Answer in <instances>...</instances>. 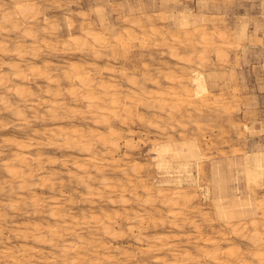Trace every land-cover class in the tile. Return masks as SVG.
<instances>
[{
	"label": "rangeland",
	"instance_id": "374dc122",
	"mask_svg": "<svg viewBox=\"0 0 264 264\" xmlns=\"http://www.w3.org/2000/svg\"><path fill=\"white\" fill-rule=\"evenodd\" d=\"M15 1L0 0V18L4 12L14 9ZM29 1L36 5L33 16L27 15L26 18L18 16L17 23L19 24L16 27L8 24L5 27L7 30L5 28L0 29V38H2L0 42H4L6 45V50L0 51V76L4 78L0 84V213H4L3 215L0 214V234L6 235L4 237L0 235V248L2 247L0 250L3 252L9 250L18 261L24 264H72L71 260H74L76 255L77 264H108L110 262V264H157V262L168 264L174 257L173 252L178 249L177 251L180 253L185 250L187 255L192 257L190 260L185 259L187 264H207L208 261V264H215L205 256L206 249L210 250L212 245H208L207 248L203 241L206 238H217L218 241L223 234L230 241L219 242L220 252H223L227 245L233 246L237 252L240 251L244 254L242 255L246 257V261H253L252 264H257V261L251 259L249 255L252 247L251 241H243L240 237H236L227 227H230L231 224H238L239 215L232 213V210L238 209V202L241 201L245 208L254 209L253 215L258 221L264 218V205H262L264 204V177L254 183L247 177L244 166L248 154L253 152L264 154V0ZM184 20L187 21V28L185 26L183 28L181 25ZM201 23L205 26L203 27ZM138 24H142L145 29L147 36L144 35V39L141 38L138 31ZM152 25L161 34H150ZM69 26L71 27L70 30ZM197 26L199 30L195 31ZM242 28L244 35L240 36L238 33ZM87 29L96 30L106 35V39L108 38L106 46L99 48L91 40H88L86 46L80 48L66 44L70 33L81 36ZM27 31L30 35L27 34ZM127 32H133L138 38L131 45H127L130 57L125 58L122 56L121 48L114 46V37L117 35L126 37ZM202 32L208 34L206 39ZM222 34H224L223 38L221 37ZM22 44L23 46H21ZM216 45L221 47L220 52ZM169 46H172L174 51L172 56L168 50ZM17 47L21 49L16 51L15 48ZM95 50L98 51L97 54H94ZM188 56H192V58L187 64L178 63L184 58L187 59ZM202 56L203 58H201ZM124 58L127 61H123ZM9 60L18 61L20 68L24 70L27 77L14 78V70L5 67V62ZM71 62L82 65L89 71L94 82H105L115 86L124 103L130 101L127 104L132 107L131 115L125 118L127 116L121 114V120L108 118V121H103L102 116L96 113L98 109L96 106L89 110L86 100L81 95L82 93H70L73 88L80 87L79 84L66 76ZM31 66H35L37 69L41 68L42 73H30L29 67ZM189 67L201 71L205 75L209 89L208 99L207 97L200 100L199 98H197L198 100L196 98L186 99L181 94L182 101L168 100L165 102V107L160 109L157 100L146 98L137 89L138 86L152 92L169 89L176 87L179 77L192 91L189 84ZM106 70H110L112 73ZM129 79L135 80V86L129 82ZM93 84L95 85V83ZM94 85L92 86L93 92L103 96V91ZM18 87L22 88L20 94L15 92ZM133 91H137L138 96L130 95ZM125 93L128 94L129 98L127 99L129 100L124 97ZM196 102L199 104V110H197ZM30 106L33 108L32 110ZM17 109L22 110L21 116L16 113ZM168 115L169 117H167ZM172 116L174 117L172 118ZM131 117L133 118L131 119ZM151 119L158 121V127H149L147 121ZM169 126H172V129ZM164 127L167 128V131L163 130ZM110 128L114 129L117 134L110 135ZM44 129L46 130L44 131ZM59 131L71 133L69 137H66ZM9 136L10 138H8ZM81 136H84L83 139ZM165 142L171 143L179 151L186 147V144L190 145L189 149L199 148L200 155L197 156L201 160L198 161V165L193 163L187 174L193 180H184L180 184L175 183V181L164 182L167 174L172 176V180L176 179L180 173L183 177L185 175L183 172H179L180 170L176 167L169 169L168 173H163L157 168L155 148ZM112 143L113 146H111ZM181 146L183 147L181 148ZM101 152L103 153L101 154ZM95 155L99 159H97L96 166L85 163V156L95 157ZM22 156L26 157V161H22ZM172 156L175 158L176 154H172ZM173 161L175 163L178 159H173ZM32 164L34 166H31ZM78 165H84L82 166L84 169L80 170ZM8 166L20 174L26 173L27 170L34 172V176L29 178L30 180L23 181V178L10 175ZM36 172L38 173L36 174ZM50 174H55L56 177H52ZM102 177H105L111 184H116L117 189L115 188L114 191L116 190L117 192H115L120 194L114 195V191L103 188L100 184ZM117 177L118 180H116ZM90 179L95 182L90 181ZM85 182L91 185L93 193L88 191ZM180 187L184 188V191L187 189L186 196L190 193V196L187 197L188 203L191 202V204L185 202L186 205L177 200L175 205L170 201L174 199L172 198L173 191ZM195 191L196 196L193 193ZM125 195L128 196L126 197L128 200L124 198ZM121 196L126 200L125 205L122 203L123 201L121 202ZM133 196L134 198H131ZM141 196L142 198H140ZM129 198L130 202H128ZM113 199L114 201H112ZM37 200L39 201L35 204ZM27 201L29 203L26 204ZM58 203L61 204L58 205ZM43 204L47 208H41L40 206ZM55 205L59 206L60 211H58L62 215H57L54 218L50 216V212L56 208ZM123 208L126 209L125 214H123ZM133 208L135 211L132 213ZM14 209L18 210L15 211ZM178 209L180 210L176 211ZM172 210L175 211L174 215ZM221 210H224L225 213ZM75 211L76 213H73ZM96 212L99 215L100 213L111 215L113 220L110 225L115 232H119L120 236H114L115 239H113V236L105 234L97 224H94L88 216ZM120 212L124 216L120 215ZM127 212L129 213L127 214ZM185 212H187L186 215ZM72 213L75 214V218L79 222V225L75 226L76 228L70 222ZM135 215L142 218L141 223L137 221ZM226 215L229 216V220ZM221 217L222 219H220ZM231 217L232 219H230ZM85 219H88V224H82ZM126 220L131 221L127 222ZM228 221L232 223L227 224ZM129 224L137 226H133V232L126 229ZM149 224L151 227L148 226ZM36 226H41L40 228L44 232L50 227L58 226L59 228L60 226L57 229L62 230L69 226L71 232L67 237H64L65 239L63 238L64 240L58 239L61 245L56 239L52 241V244L56 242L55 247L51 243L45 245L40 243V245L30 237ZM221 226L225 227V229L223 228L225 231ZM27 228L30 230L28 231ZM200 229L202 230L200 231ZM221 229L222 231H220ZM246 229H248L247 232L250 231V227ZM24 230L30 232L27 233L28 238H24L23 234H26ZM126 232L127 235H125ZM139 233L142 235L150 233L148 235L149 238L152 235L150 242L142 238L139 240L136 237L137 235L138 237L141 236ZM165 234L167 236H163ZM44 235L48 236L46 232ZM159 235L162 243L154 241ZM63 241L71 242L73 248L65 251L62 246L67 242L64 243ZM172 241L176 242L173 243ZM24 243L30 245V247L28 245L29 249L26 252L21 250V247L25 245ZM165 243L166 245H162ZM149 244L155 248L146 251L145 248ZM183 245L189 250L184 249ZM246 247L248 250H245ZM1 251L0 264H13L12 259ZM179 252L177 253L180 254ZM188 252L190 253L188 254ZM81 255L85 257L88 255V258L80 257ZM46 258H48V262H45ZM90 258L92 259L90 260ZM178 258L182 259L183 256L179 255ZM223 258L222 261L228 260ZM199 259L200 261H198Z\"/></svg>",
	"mask_w": 264,
	"mask_h": 264
},
{
	"label": "bare ground",
	"instance_id": "6f19581e",
	"mask_svg": "<svg viewBox=\"0 0 264 264\" xmlns=\"http://www.w3.org/2000/svg\"><path fill=\"white\" fill-rule=\"evenodd\" d=\"M11 1V0H10ZM12 1H14V0H12ZM53 2V1H52ZM4 4H5V2H3ZM13 3V2H12ZM1 7V6H0ZM35 11H36V5L33 3V2H31V1H29V0H16L15 1V3H14V9L13 10H8V11H6V12H4L2 15H1V18H0V29H4L8 24H12V26H14V27H16L17 26V24H19V23H17V18H18V16L19 17H21V18H26L27 17V15L29 16V17H31V16H33L34 14H35ZM73 11V10H72ZM38 13V12H37ZM38 15V14H37ZM89 16V15H88ZM35 17H36V15H35ZM46 17V16H45ZM128 17V16H127ZM34 18V17H33ZM67 19V18H66ZM125 19V18H124ZM19 20V19H18ZM49 20V19H48ZM27 21H28V19H27ZM30 21V20H29ZM175 21V20H174ZM180 21H181V19H180ZM210 21H211V19H210ZM44 22V21H43ZM123 22H125V21H123ZM212 22V21H211ZM33 23V22H32ZM174 23H176V22H174ZM179 23V22H178ZM68 24V23H67ZM171 24H172V21H171ZM215 24V23H214ZM27 25V24H26ZM98 25V24H97ZM175 25V24H174ZM181 25H182V27L183 26H185L186 27V25H187V21L186 20H184V21H182V23H181ZM180 25V26H181ZM201 25H202V23H201ZM203 26V25H202ZM205 26V25H204ZM203 26V27H204ZM236 26V25H235ZM238 26V25H237ZM10 27V26H9ZM26 27V26H25ZM29 27V26H28ZM181 27V28H182ZM19 28V27H18ZM24 28V27H23ZM175 28H178L177 26H175ZM184 28V27H183ZM187 28V27H186ZM239 28V27H238ZM6 29V28H5ZM71 29V27L69 26V30ZM203 29V28H202ZM7 30V29H6ZM33 30V29H32ZM199 30V27L197 26L196 28H195V31H198ZM209 30V29H208ZM207 30V31H208ZM247 30V29H246ZM131 31H133V30H131ZM138 31L140 32V34H141V38H143L144 37V35H146L145 34V29H144V27H143V25L142 24H138ZM194 31V32H195ZM223 31V30H222ZM77 32V31H76ZM174 32V31H173ZM205 32V31H204ZM209 32V31H208ZM235 32V31H234ZM119 33V32H118ZM158 33H160V32H158V30L155 28V27H153V25L150 27V34H152V35H156V34H158ZM198 33V32H197ZM27 34H29L30 35V33L27 31ZM81 34V33H80ZM121 34V33H120ZM161 34V33H160ZM169 35H170V33H168ZM173 34V33H172ZM235 34V33H234ZM202 35L204 36V38L206 39V37H207V35L208 34H205V33H203L202 32ZM238 35H240V36H242V35H244V29L242 28L240 31H239V33H238ZM125 36L126 37H124V36H122V35H117V36H115L114 37V46L116 45V46H119V48H121V51H122V56H124L125 58H127V57H130V53H128V48H127V45L128 44H130L131 45V43H133V41L134 40H136L137 38H138V36L136 35V34H134L133 32H127L126 34H125ZM147 36V35H146ZM223 36H224V34H222L221 35V37L223 38ZM33 37V36H32ZM149 37V36H148ZM209 37V36H208ZM6 38V37H5ZM16 38V37H15ZM167 38V37H166ZM1 40H2V38H0ZM13 39V38H12ZM108 39V38H107ZM106 39V35H104V34H102L101 32H99V31H96V30H92V29H87V30H85L83 33H82V35L81 36H75V35H73L72 33H70L69 34V36H68V38H67V42H66V44L67 45H70V44H72V45H74V46H76V47H78V48H80V47H83V46H86L87 44H88V40H91V42H93L94 44H96L99 48H103V47H105L106 46V44H107V42H108V40ZM144 39V38H143ZM165 39V38H164ZM152 40H154V39H152ZM142 42H143V40H141ZM148 41V40H147ZM146 42V41H145ZM29 43V42H28ZM148 43V42H147ZM37 44V43H36ZM169 44V43H168ZM219 44V43H218ZM221 44H223V43H221ZM41 45V44H40ZM9 46V45H8ZM21 46H23V44L21 45ZM165 46V45H164ZM233 46V45H232ZM35 47V46H34ZM134 47V46H133ZM235 47V46H234ZM216 48H217V50L220 52L221 50V47L219 46V45H216ZM21 48L20 47H17V48H15V50L16 51H19ZM6 50V45H5V43L4 42H0V51H5ZM168 50L170 51V56H172V55H174V51H173V49H172V46H169L168 47ZM55 51V50H54ZM98 53V51L97 50H95L94 51V54H97ZM19 56H20V54H18ZM220 56V55H219ZM223 56V55H222ZM37 57H38V55H37ZM119 57V56H118ZM141 57V56H140ZM144 57V56H143ZM125 58L123 59V61H127V60H125ZM191 58H192V56H188V58L187 59H183V58H181V59H183V60H180V61H178V63H182V64H187L190 60H191ZM197 58V57H196ZM201 58H203V56L201 57ZM221 59V58H220ZM118 60V59H117ZM29 61V60H28ZM25 62V61H24ZM36 62V61H35ZM34 62V63H35ZM87 62V61H86ZM138 62H139V60H138ZM26 63V62H25ZM31 63H32V61H31ZM47 63H48V60H47ZM60 64V63H59ZM86 65V64H85ZM178 66H180V65H178ZM5 67L6 68H8V69H11V70H14V78H26L27 77V75L24 73V70L23 69H21L20 68V65H19V62L18 61H16V60H13V61H6L5 62ZM25 68H26V66H25ZM46 68V67H45ZM121 68V67H120ZM137 68V67H136ZM181 68H182V66H181ZM188 68V67H187ZM186 68V69H187ZM122 69H124V68H122ZM127 69V68H126ZM29 70H30V73H32V74H35V73H37V74H41L42 73V70H41V68L40 69H37L35 66H31V67H29ZM67 70V69H66ZM185 70V69H184ZM107 72H110V73H112L110 70H106ZM105 71V72H106ZM115 71V70H114ZM118 71H119V69H118ZM121 71V70H120ZM127 71H128V69H127ZM131 71V70H130ZM7 72V71H6ZM49 72V71H48ZM123 72H124V70H123ZM47 73V72H46ZM128 73H129V71H128ZM128 73H127V75H128ZM188 73L190 74V80H189V84H190V86H191V88H192V91L190 90V89H188V86L187 85H185L184 83H183V81L181 80V79H179V77H178V80H177V84H176V87H170L169 89H161V90H156V91H146V90H144L143 89V87H141V86H138V90L146 97V98H149V99H155V100H157L158 101V103H159V108L160 109H162V108H164L165 107V105H166V101L168 102V100H178V101H182V98L180 97L181 96V94H183L184 96H185V98L186 99H190V98H196V100H198L197 98H199V100L201 99V98H203V97H207V94L209 95V89H208V86H207V80H206V77H205V75L201 72V71H198V70H196V69H193V68H191V67H189V71H188ZM130 75H132V74H130ZM171 75V74H170ZM66 76L68 77V78H70V79H72L74 82H76L77 84H79L78 86H80V87H78L77 89L76 88H73L72 90H71V92L70 93H72V94H74L75 92H78V93H82L81 95H82V97L86 100V102H87V107L89 108V110H90V108H92L93 106H96V108H98L97 110H96V113H98V114H100L101 116H102V120L103 121H108V118H113V119H120L121 120V116L122 115H124V116H127V117H125V118H128V115H131V113H132V107H131V105H129V104H127L128 102H130V101H128L127 103H124V101L121 99V97L119 96V90L115 87V86H113V85H110V84H107V83H105V82H94L93 81V79L91 78V76H90V74H89V71H87L82 65H79V64H77V63H73V62H71L70 64H69V67H68V70H67V73H66ZM93 76V75H92ZM192 76V77H191ZM38 77V76H37ZM101 77V76H100ZM110 77V76H109ZM167 78H171L170 76H166ZM155 78V77H154ZM2 79H4L3 78V76H0V84H2ZM5 80H7V79H5ZM106 80V79H105ZM150 80H153V79H151L150 78ZM172 80V79H171ZM170 80V81H171ZM110 81V80H109ZM158 81V80H157ZM117 82V81H116ZM129 82H131V84L132 85H134L135 86V80L133 79H129ZM7 83V82H6ZM93 83H95V85L93 84ZM111 83V82H110ZM155 83V82H154ZM111 84H113V83H111ZM115 84V83H114ZM157 84V83H156ZM97 86L100 90H102L103 91V96H100V95H97V94H95L94 92H93V89H92V86ZM117 85V84H116ZM33 86V85H32ZM74 87V86H73ZM145 87V86H144ZM54 88V87H53ZM79 88H80V90H79ZM2 89V88H1ZM27 89H28V87H27ZM136 89V90H137ZM32 90V89H31ZM39 90V89H38ZM58 90V89H57ZM126 90V89H125ZM61 91V90H60ZM15 92L16 93H18V94H20V93H22V88H17L16 90H15ZM37 92H39V91H37ZM36 92V93H37ZM127 92V91H126ZM67 93V92H66ZM138 92L137 91H133V93H130V95L132 94V96H138V94H137ZM211 93V92H210ZM223 93V92H222ZM232 93H234V92H232ZM2 94V93H1ZM5 94V93H4ZM4 94H3V96H4ZM212 94V93H211ZM215 94V93H214ZM221 94V93H220ZM125 96V98H126V100H129V99H127V98H129V96H128V94L127 93H125L124 94ZM2 96V97H3ZM46 96H48V95H46ZM140 97V96H139ZM131 98V97H130ZM209 97H207V99H208ZM5 99V98H4ZM3 99V100H4ZM47 99V98H46ZM134 99V98H133ZM226 99V98H225ZM6 100V99H5ZM9 100V99H8ZM218 100V99H217ZM147 101V100H146ZM145 101V102H146ZM156 101V102H157ZM6 102V101H5ZM8 102V101H7ZM10 102V101H9ZM40 102V101H39ZM155 102V103H156ZM221 102V101H220ZM153 103V102H152ZM176 103V102H175ZM197 103V102H196ZM213 103V102H212ZM106 104H108V105H106ZM151 104V103H150ZM149 104V105H150ZM213 104H215V103H213ZM8 105H9V103H8ZM148 105V106H149ZM175 105V104H174ZM181 105V104H180ZM193 105V104H192ZM199 104L197 103V110H199L198 109V106ZM32 106V105H31ZM31 106H30V109L32 110L33 108H31ZM152 107V106H151ZM155 107V106H154ZM193 107V106H192ZM5 108V107H4ZM50 108H52V107H50ZM178 108V107H177ZM176 108V109H177ZM159 109V110H160ZM37 110V109H36ZM54 110H55V108H54ZM139 110V109H138ZM180 110V109H179ZM137 111V110H136ZM153 111V110H152ZM165 111V110H164ZM12 112H14V111H12ZM21 112H22V110H16V113H18L20 116H21ZM155 112V111H154ZM154 112H153V115H154ZM163 112V111H162ZM169 112V111H168ZM25 113V112H24ZM23 113V114H24ZM139 114H140V112H138ZM175 113V112H174ZM179 113H181V112H179ZM43 114V113H42ZM122 114V115H121ZM138 114V115H139ZM142 114V113H141ZM162 114V113H161ZM174 115V114H173ZM25 116V115H24ZM27 116V115H26ZM176 116V115H175ZM28 117V116H27ZM41 117V116H40ZM144 117V116H143ZM158 117V116H157ZM167 117H169V115L167 116ZM174 116H172V118H173ZM181 117V116H180ZM133 117H131V119H132ZM165 118H166V116H165ZM164 118V119H165ZM152 119H155V118H153L152 117ZM148 120L147 122H148V125H149V127H151V128H155V127H158V121H156V120ZM164 119H162V120H164ZM28 120V119H27ZM147 120V119H146ZM122 121H123V119H122ZM127 121V120H126ZM136 121V120H135ZM166 121H168V120H166ZM169 121H170V118H169ZM172 121V120H171ZM28 122V121H27ZM174 122V121H173ZM30 123V122H29ZM120 123V122H119ZM123 123H124V121H123ZM133 123H135L134 121H133ZM140 123H142V122H140ZM163 123H164V121H163ZM112 124V123H111ZM111 124H109V125H111ZM116 124V123H115ZM166 124H168V123H166ZM165 124V125H166ZM197 124V123H196ZM18 125V124H17ZM164 125V126H165ZM199 125V124H198ZM19 126V125H18ZM57 126V125H56ZM108 126V125H107ZM116 126V125H115ZM27 127V126H26ZM53 127V126H52ZM76 127V126H75ZM95 127V126H94ZM169 127H171V129H172V126H169ZM169 127H168V129H169ZM45 128V127H44ZM59 128V127H58ZM74 128V127H73ZM114 128V127H113ZM119 128V127H118ZM129 128V127H128ZM161 128V127H160ZM165 128V127H164ZM18 129V128H17ZM34 129V128H33ZM63 129V128H62ZM72 129V128H71ZM95 129H97L96 127H95ZM167 128H165V129H163V130H166ZM37 130V129H36ZM46 129H44V131H45ZM64 130V129H63ZM70 130V129H69ZM75 130V129H74ZM57 131H58V129H57ZM71 131V130H70ZM78 131V130H77ZM132 131V130H131ZM167 131V130H166ZM165 131V132H166ZM35 132V131H34ZM37 132V131H36ZM51 132V131H50ZM60 132V134H64V135H66V137H69L70 136V133L71 132H67V131H59ZM44 133V132H43ZM58 133V132H57ZM84 133V132H83ZM104 134V133H103ZM109 134L110 135H115V134H117L116 132H115V130L114 129H112V128H110V130H109ZM128 134H130L129 132H128ZM163 134V133H162ZM1 135V134H0ZM49 135V134H48ZM8 136V135H7ZM14 136V135H13ZM12 136V137H13ZM46 136V135H45ZM49 136H52L51 134L49 135ZM104 136V135H103ZM117 136V135H116ZM2 137V136H1ZM3 137H4V135H3ZM64 137V136H63ZM79 137V136H78ZM82 137V139H83V137L84 136H81ZM7 138V137H6ZM8 138H10V136L8 137ZM20 138V137H19ZM18 138V139H19ZM31 139H32V137H30ZM80 138V137H79ZM111 138V137H110ZM115 138V137H114ZM13 139V138H12ZM11 139V140H12ZM15 139V138H14ZM21 139V138H20ZM37 139V138H36ZM63 139V138H62ZM61 139V140H62ZM104 139V138H103ZM102 139V140H103ZM167 139V138H166ZM1 140V139H0ZM8 140V139H7ZM16 140V139H15ZM50 140V139H49ZM69 140V139H68ZM98 140H100V139H98ZM104 140H106V139H104ZM109 140V139H108ZM120 140V139H119ZM12 141H14V140H12ZM32 141H34L33 139H32ZM31 141V142H32ZM39 141H41V140H39ZM46 141V140H45ZM44 141V142H45ZM64 141V140H63ZM126 141V140H125ZM43 142V141H42ZM73 142V141H72ZM75 142V141H74ZM21 143V142H20ZM23 143V142H22ZM40 143V142H39ZM59 143V142H58ZM64 143V142H63ZM103 143V142H102ZM104 143H105V141H104ZM108 143V142H107ZM117 143V142H116ZM127 143V142H126ZM133 143V142H132ZM28 144H30V143H28ZM41 144V143H40ZM59 144H62V143H59ZM97 144V143H96ZM156 144H157V142H156ZM186 144V143H185ZM32 145V144H31ZM36 145H38V144H36ZM82 145V144H81ZM105 145H107V144H105ZM114 144L112 143L111 144V146H113ZM184 145V144H183ZM34 146H35V144H34ZM88 146V145H87ZM91 146V145H90ZM189 146L190 145H188V144H186V147H184V148H182L183 146H181V151H179L178 149L176 150L174 147H173V145L171 144V143H169V142H165V143H161V144H159L156 148H155V154H156V161H157V163H156V166H157V168L159 169V170H161L163 173H168L169 171V169H172V168H174V167H176V168H178L180 171L179 172H183V174H185L184 175V177H183V175H181V173H180V175H177V178L176 179H171V175H168L167 174V176L165 177V179H164V182H166V183H168V182H172V181H175V183H178V184H180V183H182L184 180H186V181H190V180H193V178L191 179L190 177H189V175H187L188 174V172H189V170H190V167H191V165L194 163V164H197L198 163V161L199 160H201L200 159V157H198L197 155L199 154L200 155V152H199V148L198 149H189ZM82 147V146H81ZM84 147V146H83ZM129 147V146H128ZM26 148V147H25ZM96 148V147H95ZM105 148V147H104ZM109 148V147H108ZM115 148V147H114ZM154 148V147H153ZM82 149V148H81ZM84 149H85V147H84ZM109 150V149H108ZM115 150H118V149H115ZM14 151V150H13ZM99 151V150H98ZM104 151V150H103ZM19 152V151H18ZM109 152V151H108ZM83 153V152H82ZM87 153V152H86ZM103 152H101V154H102ZM19 154H20V152H19ZM93 154H94V152H93ZM92 154V155H93ZM105 154V153H104ZM112 154V153H111ZM172 154H176V157L174 158L173 156H172ZM245 154V153H244ZM21 155H23V153H21ZM25 155V154H24ZM26 156H28V155H26ZM101 156V155H100ZM109 156H111L110 154H109ZM32 157V156H31ZM56 157V156H55ZM104 157V156H103ZM106 157V156H105ZM85 158H86V160H84L83 158V160L85 161V163H87V164H94L95 166H96V162L99 160L98 158H96V155H95V157L94 156H89V157H86L85 156ZM182 159V160H179V159ZM98 159V160H97ZM117 159V158H116ZM173 159H178V161H176L175 163H173L174 161H173ZM32 160V159H31ZM113 160V159H112ZM115 160V159H114ZM242 160H243V158H242ZM241 160V161H242ZM22 161H26V157L25 156H22ZM110 161H111V158H110ZM31 162V161H30ZM52 162H53V159H52ZM63 162V161H62ZM66 162V161H65ZM74 162V161H73ZM113 162V161H112ZM117 162V161H116ZM116 162H114V163H116ZM7 163V162H6ZM11 163H12V159H11ZM19 163V162H18ZM10 164V163H9ZM83 164V163H82ZM174 164H175V166H174ZM8 165V164H7ZM75 165V164H74ZM99 165V164H98ZM119 165H120V163H119ZM198 165V164H197ZM20 166V165H19ZM30 166V165H29ZM28 166V167H29ZM31 166H34L33 164L31 165ZM82 166H84V165H82ZM81 165H78V168L80 169V170H83L84 169V167H82ZM104 166V168H106V166L105 165H103ZM102 166V167H103ZM244 166H245V170H246V175H247V177L249 178V179H251L254 183H256L258 180H260L261 178H263L264 177V154L262 153V152H253V153H250V154H248L247 156H246V161H245V163H244ZM18 167V166H17ZM16 167V168H17ZM27 167V168H28ZM74 167V166H73ZM114 167H116V166H114ZM121 168H122V166H120ZM197 167V166H196ZM29 168H31V167H29ZM41 168V167H40ZM77 168V167H76ZM88 168V167H87ZM233 168V167H232ZM53 169V168H52ZM96 169V168H95ZM118 169V168H117ZM19 170V169H18ZM30 170V169H29ZM98 170V169H97ZM121 170V169H120ZM119 170V171H120ZM21 171V170H20ZM40 171V170H39ZM118 171V170H117ZM171 171V170H170ZM8 172H9V174L10 175H12L13 177H20V178H23V181L25 180H27V179H29V178H32L34 175H33V173L32 172H28V170H27V172L26 173H19L17 170H15L14 168H9V166H8ZM53 172H56V171H53ZM127 172V171H126ZM38 172H36V174H37ZM59 173V172H58ZM102 173V172H101ZM55 174H57V173H55ZM54 174V175H55ZM128 174V173H127ZM134 174V173H133ZM46 175V174H45ZM48 175V174H47ZM51 175V174H50ZM54 175H51L52 177H56V175L54 176ZM92 175V174H91ZM11 176V177H12ZM39 176H41V175H39ZM124 176H125V174H124ZM58 177V176H57ZM72 177H73V175H72ZM80 178H81V176H79ZM107 177V176H106ZM80 178H79V180H80ZM96 179H98L97 177H95ZM95 178H93V180L95 179ZM132 178V177H131ZM185 178V179H184ZM14 179V178H13ZM46 179V178H45ZM88 179H89V177H88ZM92 179V178H91ZM90 179V181H93V180H91ZM96 179H95V181H96ZM141 179V178H140ZM6 180V179H5ZM30 180V179H29ZM44 180V179H43ZM116 180H118V177H117V179ZM47 181V180H46ZM95 181H93V182H95ZM120 181V180H119ZM122 181V180H121ZM126 181V180H125ZM131 181V180H130ZM10 182H11V180H10ZM30 182V181H29ZM53 183H54V181H52ZM88 182V181H87ZM117 182V181H116ZM140 182H141V180H140ZM24 183V182H23ZM37 183V182H36ZM56 183V182H55ZM60 183V182H59ZM78 183V182H77ZM86 183V182H85ZM113 183V182H112ZM192 183H193V181H192ZM5 184V183H4ZM20 184V183H19ZM42 184H43V181H42ZM87 184V189H88V191H90V192H92V187H91V185L89 184V183H86ZM100 184H101V186H103V188H105V189H107L108 191H114V189L116 188L115 187V185L116 184H111L110 182H108L107 180H106V178L105 177H102L101 179H100ZM119 184V183H118ZM6 185H7V183H6ZM28 185V184H27ZM30 185V184H29ZM35 185V184H34ZM37 185H38V183H37ZM51 185H53V184H51ZM199 185V184H198ZM3 186H5V185H3ZM2 186V187H3ZM22 186H24V185H22ZM41 186V185H40ZM125 186V185H124ZM194 186V185H193ZM20 187V186H19ZM29 187V186H28ZM191 187V186H190ZM21 188V187H20ZM42 188V187H41ZM44 188V187H43ZM54 188V187H53ZM52 188V189H53ZM95 188V187H94ZM119 188V187H118ZM148 188V187H147ZM175 188V187H174ZM201 188V187H200ZM12 189V188H11ZM24 189V188H23ZM117 189V188H116ZM202 189V188H201ZM14 190V189H13ZM17 190H19V189H17ZM128 190V189H127ZM133 190V189H132ZM135 190V189H134ZM133 190V191H134ZM138 190V189H137ZM136 190V191H137ZM173 190V189H172ZM186 191H187V189H185ZM198 190V189H197ZM98 191V190H97ZM116 191V190H115ZM114 191V192H115ZM186 191H184V188H182V187H180V188H177V189H175L174 191H173V193H172V198H174V199H172V200H170V201H172V204H177V200L178 201H182L183 203H185V202H187L188 203V201H189V199H188V195L190 194H188L187 196H186ZM194 191V190H193ZM17 192V191H16ZM117 192V191H116ZM114 193V195L115 194H120V193ZM121 192V191H120ZM132 192V191H131ZM149 192V191H148ZM153 192V191H152ZM166 192V191H165ZM8 193V192H7ZM87 193V192H86ZM85 193V194H86ZM93 193V192H92ZM96 193V192H95ZM129 193V192H128ZM137 193V192H136ZM150 193V192H149ZM160 193V192H159ZM159 193H157V194H159ZM194 194L196 193V191L195 192H193ZM124 194V193H123ZM132 194V193H131ZM154 194V193H153ZM166 194V193H165ZM89 195V194H88ZM113 195V194H112ZM137 195V194H136ZM150 195V194H149ZM191 195H192V193H191ZM62 196V195H61ZM86 196V195H85ZM90 196V195H89ZM88 196V197H89ZM118 196V195H117ZM116 196V197H117ZM123 196V195H122ZM122 196L120 197V198H122ZM128 196H129V194H128ZM128 196H126L125 195V199H127L126 197H128ZM135 196V195H134ZM134 196L133 197H131V198H134ZM160 196V195H159ZM190 196V195H189ZM195 196H196V194H195ZM101 197V196H100ZM166 197V196H165ZM16 198V197H15ZM22 198H24V197H22ZM35 198V197H34ZM102 198V197H101ZM100 198V199H101ZM110 198V197H109ZM118 198V197H117ZM124 198H122V200H121V202L122 203H124V205H125V202H126V200L124 199ZM136 198V197H135ZM140 198H142V196L140 197ZM139 198V199H140ZM148 198H149V196H148ZM196 198V197H195ZM194 198V199H195ZM264 198V197H263ZM36 199V198H35ZM137 199V198H136ZM146 199H147V197H146ZM85 200H87V199H85ZM128 200V199H127ZM215 200V199H214ZM31 201V200H30ZM38 201L39 200H37V202L35 203L34 201H33V204L35 203V204H37L38 203ZM90 201V200H89ZM112 201H114V199L112 200ZM238 201H240V200H238ZM263 201V200H262ZM45 202V201H44ZM65 202V201H64ZM128 202H130V198H129V201ZM193 202V201H192ZM27 203H29L28 201L26 202V204ZM43 203V202H42ZM72 203V202H71ZM119 203V202H118ZM144 203V202H143ZM149 203V202H148ZM183 203H180V204H183ZM263 203V202H262ZM5 204V203H4ZM11 204V203H10ZM26 204H25V206H26ZM44 204H46V203H44ZM44 204H43V206H40L41 208H47V207H45L44 206ZM54 204V203H53ZM56 204V203H55ZM59 204H61V203H58V205ZM147 204V203H146ZM153 204V203H152ZM186 204V203H185ZM188 204H191V202L190 203H188ZM42 205V204H41ZM50 205V204H49ZM58 205H55V209L54 210H52L51 212H50V216H52V217H56L57 215L59 216V215H62V214H60L59 213V206ZM92 205V204H91ZM187 205V204H186ZM260 205V204H259ZM262 205H264V204H262ZM32 206H34V205H32ZM36 206V205H35ZM48 206V205H47ZM57 206H58V209H57ZM194 206V205H193ZM239 208L238 209H235V210H232V213H236V214H238L239 215V218L238 217H236V218H238V224H231L229 221L227 222V224H231V226L230 227H227V229L228 228H230L231 229V232L233 233V235H235L236 237H240L243 241H246V240H250L251 241V243H250V245L252 246L251 247V250H250V253H249V255L251 256L250 258L252 259H255L256 261H257V264H264V218L263 219H259V221H258V219H256L255 217H254V209H251V210H249L248 208H245L244 206V203L241 201V202H238V205H237ZM39 207V208H40ZM53 207H54V205H53ZM67 207V206H66ZM170 207V206H169ZM188 207V206H187ZM20 208H23V207H20ZM100 208V207H99ZM125 208V207H124ZM123 208V209H124ZM175 208V207H174ZM181 208V207H180ZM184 208V207H183ZM194 208V207H193ZM261 208V207H260ZM19 209V208H18ZM18 209H16V210H18ZM52 209V208H51ZM101 210H104V209H102V208H100ZM126 209H128L127 207H126ZM126 209H124V212H123V214H125L126 212ZM134 209V208H133ZM188 209V208H187ZM198 209H199V207H198ZM15 210V209H14ZM15 210V211H16ZM19 210H21V209H19ZM35 210V209H34ZM37 210H39L38 209V207H37ZM41 210V209H40ZM59 210V211H58ZM65 210V209H64ZM119 210V209H118ZM130 210V209H129ZM175 210V209H174ZM174 210H172L171 212H172V214L175 212ZM180 209H178V210H176V211H179ZM182 210V209H181ZM23 211V210H22ZM28 211H30V210H28ZM42 211H43V209H42ZM42 211H41V214H42ZM71 211H72V209H71ZM91 211V210H90ZM89 211V212H90ZM123 211V210H122ZM131 211V210H130ZM135 211V209L134 210H132V213ZM138 211V210H137ZM147 211V210H146ZM195 211H197V210H195ZM221 211H223L224 213H225V211L224 210H221ZM33 212H35V211H33ZM38 212V211H37ZM82 212V211H81ZM93 212V211H92ZM95 212V211H94ZM98 212V211H97ZM96 212V213H97ZM100 212V211H99ZM105 213H106V211H104ZM118 212V211H117ZM149 212V211H148ZM170 212V213H171ZM181 212V211H180ZM192 212V211H191ZM26 213V212H25ZM73 213H76V211L75 212H73ZM73 213H72V215H73ZM91 214V215H89L88 217L91 219V221H93L94 222V224H97L102 230H103V232L105 233V234H107V235H111V236H116L117 237V235H119V232H115L114 231V229L111 227V225H110V223L112 222V217H111V215H109V214H102V213H100V215H99V213H97V214ZM108 213V212H107ZM119 213V212H118ZM129 212H127V214H128ZM167 213H168V211H167ZM181 213H183V212H181ZM190 213V212H189ZM196 213V212H195ZM201 213V212H200ZM223 213V214H224ZM226 213H227V211H226ZM229 213V212H228ZM1 215H3L4 213L2 212V213H0ZM34 214V213H33ZM78 214V213H77ZM90 214V213H89ZM111 214V213H110ZM122 213L120 212V215H121ZM122 214V215H123ZM176 214H178V213H176ZM184 214V213H183ZM187 214V212H185V215ZM235 214V215H236ZM36 215V214H35ZM34 215V216H35ZM84 215V214H83ZM130 215V214H129ZM174 215V214H173ZM179 215H182V214H180L179 213ZM178 215V216H179ZM256 215V214H255ZM79 216H81V215H79ZM113 216H115V215H113ZM124 216V215H123ZM122 216V217H123ZM176 216V215H175ZM202 216V215H201ZM224 216V215H223ZM227 216V215H226ZM4 217V216H3ZM32 217V216H31ZM77 217V216H76ZM83 217V216H82ZM131 217V216H130ZM187 217H188V215H187ZM191 217V216H190ZM229 216H227V218H228ZM235 217V216H234ZM33 218V217H32ZM83 218H85V217H83ZM118 218V217H117ZM135 218L137 219V221H139L140 223L142 222V218H140V217H138V215H135ZM163 218V217H162ZM224 218V217H223ZM28 219V218H27ZM63 219V218H62ZM70 222L72 223V226L74 225V228H76L75 226L76 225H79V222H78V220L75 218V214L73 215V216H70ZM79 219V218H78ZM121 219V218H120ZM119 219V220H120ZM126 219H130V218H126ZM132 219V218H131ZM170 219V218H169ZM220 219H222V217L220 218ZM230 219H232V217L230 218ZM4 220V219H3ZM88 220V219H87ZM86 219H85V221L84 222H82V224H88ZM145 219L143 218V221H144ZM163 220V219H162ZM164 220H166L165 218H164ZM172 220V219H171ZM175 220V219H174ZM180 220H182V219H180ZM184 220V219H183ZM228 220H229V218H228ZM233 220H235V219H233ZM6 221V220H5ZM116 221V220H115ZM122 221V220H121ZM127 221V220H126ZM128 221H131V220H128ZM127 221V222H128ZM160 222H161V220H159ZM159 222V223H160ZM168 222V221H167ZM177 222V221H176ZM184 222V221H183ZM182 222V223H183ZM190 222V221H189ZM56 223V222H55ZM114 223H116V222H114ZM126 223V222H125ZM130 223V222H129ZM188 223V222H187ZM4 224H6V223H4ZM36 224H37V222H36ZM67 224V223H66ZM91 224V223H90ZM89 224V225H90ZM118 224V223H117ZM116 224V225H117ZM122 224V223H121ZM131 224H133V223H131ZM143 224V223H142ZM147 224H148V222H147ZM180 224V223H179ZM178 224V225H179ZM192 224V223H191ZM220 224H222V223H220ZM226 224V223H225ZM58 225V224H57ZM120 225V224H119ZM127 225V224H126ZM125 225V226H126ZM170 225V224H169ZM182 225H184V224H182ZM199 225V224H198ZM7 226V225H6ZM134 226V225H133ZM133 226L132 225H130L129 224V226H127V228L126 229H128L130 232H133L132 230H133ZM148 226H150V224L148 225ZM225 226V225H224ZM19 227V226H18ZM41 227V226H40ZM40 227H38V226H36L35 228H34V231L30 234V237L35 241V242H37V243H42V244H46V243H51L52 244V241L54 240V239H56V241L58 240V239H63L65 236L67 237V235L68 234H70V229H69V226H66L64 229H62V230H58L59 228H60V226H59V228H58V226H56V227H50V228H48V229H46L45 230V232H46V234H48V236H46V235H44L45 234V232L43 231V230H41V228ZM89 227V226H88ZM115 227V226H114ZM124 227V226H123ZM134 227H137V226H134ZM151 227V226H150ZM156 227H157V225H156ZM222 227V229L224 228L225 229V227H223V226H221ZM247 227H250V231L249 232H247V230L248 229H246ZM11 228V227H10ZM58 228V229H57ZM73 228V227H72ZM141 228V227H140ZM200 228H201V226H200ZM19 229V228H18ZM28 229V228H27ZM79 229V228H78ZM82 229V228H81ZM97 229H99V228H97ZM116 229H117V227H116ZM124 229V228H123ZM135 229V228H134ZM142 229H144V228H142ZM222 229L220 230V231H222ZM223 229V230H224ZM244 229H245V231H246V233H245V231H244ZM20 230V229H19ZM22 230H23V228H22ZM30 229H28V231H29ZM118 230V229H117ZM120 230H121V228H120ZM202 229H200V231H201ZM217 230V229H216ZM9 231V230H8ZM82 231V230H81ZM97 231V230H96ZM137 231V230H136ZM135 231V232H136ZM145 231V230H144ZM205 231V230H204ZM211 231H213V230H211ZM211 231H210V233H211ZM219 231V230H218ZM225 231V230H224ZM3 232V231H2ZM10 232V231H9ZM19 232V234H20V231H18ZM24 232L26 233V234H23V236H24V238H28V235H27V233H30V232H26L25 230H24ZM23 232V233H24ZM75 231H73V233H74ZM78 232V231H77ZM124 232V231H123ZM141 232H142V230H141ZM199 232V231H198ZM198 232H196V233H198ZM6 233V232H5ZM11 233H13V232H11ZM14 233H15V231H14ZM76 233V232H75ZM79 233V232H78ZM77 233V234H78ZM98 233V232H97ZM146 233V232H145ZM163 233V232H162ZM205 233V232H204ZM213 233V232H212ZM215 233V232H214ZM224 233V232H223ZM79 234H81V232L79 233ZM83 234H85V233H83ZM96 234V233H95ZM141 236H139L138 237V235L136 236L139 240H140V238H142V239H144L145 241H148V242H150L149 240H150V238H151V236H150V238H149V236L148 235H150V233L148 234V235H146V234H144V235H142L141 233H139ZM152 234H153V232H152ZM170 234V233H169ZM180 234V233H179ZM178 234V235H179ZM182 234V233H181ZM207 234H209V233H207ZM217 234V233H216ZM222 234V233H221ZM220 234V235H221ZM0 235H3V233H1ZM10 235V234H9ZM16 235V234H15ZM71 235H72V233H71ZM92 235H94L93 233H92ZM125 235H127V232H126V234ZM4 236H6V235H3V237ZM18 236V235H17ZM20 236V235H19ZM98 236V235H97ZM120 236V235H119ZM118 236V237H119ZM121 236H122V233H121ZM147 236H148V238H147ZM163 236H167L166 234L165 235H163ZM190 236V235H189ZM222 237H219V238H221V239H219L218 241L216 240L217 238H214V239H211V238H206V239H204V241H203V244L204 245H207V248H208V245H212V247H211V249L210 250H207L206 249V251H205V256L207 257V258H209L210 259V261H212V263L214 262L215 264H237V263H241V264H252V262H248V261H246V257L245 256H243L244 254L243 253H241L240 251L239 252H237L235 249H234V247L233 246H228L227 245V247L226 248H224L223 250V252H220V247H219V242L221 241V242H225V241H227L228 239H227V237L225 236V235H221ZM16 237V236H15ZM86 237V236H85ZM89 237V236H88ZM99 237V236H98ZM105 237V236H104ZM108 237V236H107ZM130 237V236H129ZM135 237V238H136ZM178 237V236H177ZM16 238H18V237H16ZM74 238V237H73ZM76 238H77V236H76ZM155 238V237H154ZM160 238H161V236L159 235L158 237H156V240H154V241H158V242H161L160 241ZM169 238H170V236H169ZM202 238V237H201ZM201 238H198L199 240H201ZM229 238V237H228ZM10 239V238H9ZM65 239V238H64ZM63 239V240H64ZM75 239V238H74ZM113 239H115V237L113 238ZM138 239H137V241H138ZM168 239V238H167ZM198 239H196V240H198ZM27 240V239H26ZM67 240V239H66ZM164 240V238L162 239V241ZM1 241V240H0ZM30 241V240H29ZM28 241V242H29ZM55 241V240H54ZM88 241H90V240H88ZM98 241V240H97ZM106 241V240H105ZM105 241H102V242H105ZM143 241V240H142ZM153 241V242H154ZM228 241H230V240H228ZM26 242V241H25ZM57 242H59V240L57 241ZM64 243L65 242H67L66 244H63L64 246H62L63 247V249L66 251V250H70L71 248H73V246H72V244H71V242H73L72 240H71V242H69L68 243V241H63ZM86 242V241H85ZM140 242V241H139ZM173 242V241H172ZM176 241H174L173 243H175ZM178 242V241H177ZM188 242V241H187ZM195 242V241H194ZM248 242V241H247ZM89 243V242H88ZM105 243H107V242H105ZM110 243H113V242H110ZM141 243V242H140ZM162 243V242H161ZM164 243V242H163ZM180 243V242H179ZM186 243V242H185ZM3 244V243H2ZM22 244V243H21ZM25 244V243H24ZM55 244H56V242L55 243H53L52 245H54V247H55ZM58 244H60V242L58 243ZM78 244H81V243H78ZM102 244V243H101ZM104 244V243H103ZM188 244V243H187ZM194 244V243H193ZM6 245V244H5ZM29 245V244H28ZM28 245H23L22 247H21V250H22V252H26V251H28V249H29V247H30V245H29V247H28ZM32 245V244H31ZM41 245V244H40ZM61 245V244H60ZM82 245V244H81ZM80 245V246H81ZM115 245V244H114ZM142 245V244H141ZM140 245V246H141ZM155 245V244H154ZM162 245H166V243L165 244H162ZM162 245L161 244H159V246H161L162 247ZM236 245V244H235ZM238 245V244H237ZM249 245V244H248ZM247 245V246H248ZM16 246V245H15ZM78 246V245H77ZM158 246V245H157ZM158 246V247H159ZM172 246V245H171ZM189 246V245H188ZM203 246V245H202ZM201 246V247H202ZM213 246H214V248H213ZM242 246V245H241ZM240 246V247H241ZM14 247V246H13ZM42 247V246H41ZM41 247H39L40 249H41ZM75 247V246H74ZM82 247V246H81ZM86 247V246H85ZM139 247V246H138ZM175 248H176V246H174ZM204 247H206V246H204ZM238 247V246H237ZM76 248V247H75ZM83 248V247H82ZM95 248V247H94ZM98 248V247H97ZM151 248H155V247H152L150 244L149 245H147L146 246V251L148 250V249H151ZM179 248H181V247H179ZM183 248L184 249H186L185 248V246L183 245ZM213 248V249H212ZM222 248V247H221ZM247 248V247H246ZM0 249H2V247L0 248ZM10 249V248H9ZM36 249H38V248H36ZM44 249V248H43ZM100 249V248H99ZM98 249V250H99ZM117 249V248H116ZM240 249V248H239ZM244 249V248H243ZM13 250V249H12ZM11 250V251H12ZM42 250V249H41ZM75 250V249H74ZM94 250H96V249H94ZM178 250V249H177ZM176 250V252H173V255H174V257L173 258H171L172 260L168 263V264H187V261L185 260V259H191L192 257H189L188 255H187V252L185 251V250H183L184 252H179V251H177ZM187 250V249H186ZM189 250V249H188ZM187 250V251H188ZM245 250H248V248L247 249H245ZM244 250V251H245ZM1 251V250H0ZM49 251V250H48ZM91 251V250H90ZM103 251V250H102ZM138 251V250H137ZM140 251V250H139ZM181 251V250H180ZM190 251H191V249H190ZM244 251H242V252H244ZM1 252H3V251H1ZM63 252V251H62ZM89 252V251H88ZM92 252V251H91ZM155 252V251H154ZM160 252V251H159ZM177 252H179L180 254H178ZM192 252V251H191ZM18 253V252H17ZM87 253V252H86ZM85 253V254H86ZM99 253V252H98ZM141 253V252H140ZM165 253V252H164ZM190 252H188V254H189ZM238 253V254H237ZM1 254V253H0ZM3 254H5L6 256H8V257H10L11 259H12V262H13V264H24V263H22V262H20V261H18V259L15 257V255H13L11 252H9V250L8 251H5V252H3ZM16 254V253H15ZM23 254V253H22ZM43 254V253H42ZM84 254V255H85ZM89 254H91V253H89ZM95 254H97V253H95ZM113 254V253H112ZM116 255H117V253H115ZM139 254V253H138ZM192 255H193V253H191ZM243 254V255H242ZM246 254V253H245ZM121 255V254H120ZM124 255H126V254H124ZM123 255V256H124ZM129 255V254H128ZM141 255V254H140ZM139 255V256H140ZM156 255H158V254H156ZM166 255V254H165ZM179 255H182L183 256V258L181 259H179L178 258V256ZM197 255V254H196ZM88 256V255H87ZM85 257V256H80V257H83V258H88V257ZM90 256V255H89ZM96 256V255H95ZM98 256V255H97ZM131 256V255H130ZM159 256H162V255H159ZM159 256H158V258H159ZM167 256V255H166ZM194 256V255H193ZM5 257V256H4ZM20 257V256H19ZM34 257V256H33ZM76 257H77V255H76ZM75 257V258H76ZM79 257V258H80ZM103 257V256H102ZM111 257H113V256H111ZM119 257V256H118ZM163 257H165V256H163ZM226 258V259H228L227 261L224 259V258ZM27 258V257H26ZM51 258H53V257H51ZM51 258H49V259H51ZM74 258V260L72 259L71 261V263L72 264H77L78 263V261L76 262V259ZM95 258V257H94ZM104 258V257H103ZM120 258V257H119ZM118 258V259H119ZM129 258V257H128ZM222 258L225 260V261H222ZM23 259V258H22ZM25 259V258H24ZM33 259V258H32ZM43 259V258H42ZM48 258H46L45 259V262H48V260H47ZM54 259V258H53ZM92 258H90V260H91ZM113 259V258H112ZM117 259V260H118ZM142 259V258H141ZM206 259V258H205ZM39 260V259H38ZM37 260V261H38ZM44 260V259H43ZM42 260V261H43ZM86 260V259H85ZM85 260H83V261H85ZM121 260V259H120ZM153 260H155V259H153ZM3 261V260H2ZM25 261V260H24ZM23 261V262H24ZM27 261V260H26ZM41 261V260H40ZM57 261V260H56ZM81 261V260H80ZM95 261V260H94ZM114 261V260H113ZM142 261V260H141ZM157 261V260H156ZM164 261H165V258H164ZM198 261H200V259L198 260ZM250 261V260H249ZM5 262V261H4ZM34 262V261H33ZM44 262V261H43ZM76 262V263H75ZM124 262V261H123ZM147 262V261H146ZM2 263V262H1ZM54 263H56L55 261H54ZM64 263V262H63ZM111 263V262H110ZM110 263H108V264H110ZM119 263V262H118ZM139 263V262H138ZM141 263V262H140ZM208 263H209V261H208ZM207 263V264H208ZM35 264V263H34ZM37 264V263H36ZM42 264V263H41ZM48 264V263H47ZM92 264V263H91ZM100 264V263H99ZM113 264V263H112ZM114 264H116V263H114ZM152 264V263H151ZM157 264H159L158 262H157Z\"/></svg>",
	"mask_w": 264,
	"mask_h": 264
}]
</instances>
